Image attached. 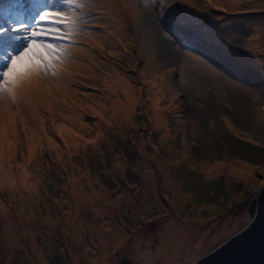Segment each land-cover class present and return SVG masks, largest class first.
<instances>
[{"label": "rangeland", "instance_id": "374dc122", "mask_svg": "<svg viewBox=\"0 0 264 264\" xmlns=\"http://www.w3.org/2000/svg\"><path fill=\"white\" fill-rule=\"evenodd\" d=\"M131 1L96 32L65 0L42 5L70 16L72 37L85 43L63 42L73 50L58 78L31 80L15 104L0 100V180H17L0 188L15 222L4 227L0 206V264H119L126 255L194 264L252 221L264 184V0H158L151 10ZM199 19L226 42L212 63L188 46V24L209 31ZM18 25L0 17L4 60L9 40L25 35L11 31ZM49 151L50 178L51 165L37 172L35 161ZM162 233L189 250L166 260Z\"/></svg>", "mask_w": 264, "mask_h": 264}, {"label": "snow or ice", "instance_id": "6c2138e0", "mask_svg": "<svg viewBox=\"0 0 264 264\" xmlns=\"http://www.w3.org/2000/svg\"><path fill=\"white\" fill-rule=\"evenodd\" d=\"M65 3L71 4L73 0H65ZM35 22L37 27L32 29L24 24L11 29L23 31L25 35L10 39L4 48L7 63L0 71V100L7 97L15 104L18 92L31 80L58 78L67 63L70 48L63 42L73 34L72 18L62 11H41Z\"/></svg>", "mask_w": 264, "mask_h": 264}, {"label": "water", "instance_id": "95a60500", "mask_svg": "<svg viewBox=\"0 0 264 264\" xmlns=\"http://www.w3.org/2000/svg\"><path fill=\"white\" fill-rule=\"evenodd\" d=\"M252 221L194 264H264V184L249 205ZM120 264H143L121 261Z\"/></svg>", "mask_w": 264, "mask_h": 264}, {"label": "bare ground", "instance_id": "6f19581e", "mask_svg": "<svg viewBox=\"0 0 264 264\" xmlns=\"http://www.w3.org/2000/svg\"><path fill=\"white\" fill-rule=\"evenodd\" d=\"M63 5L65 6L66 5V3H63ZM116 21V20H115ZM18 27H20V26H18ZM71 53H72V51H70ZM149 122V121H148ZM146 127L147 128H149L150 127V125L149 124H147L146 125ZM144 134H146V133H144ZM185 152L186 153H188V150L186 149L185 150ZM163 168H166L165 166H163ZM213 172H217V170H214ZM23 176L24 177H27V174L26 173H23ZM7 183H9L12 187H13V182H16L17 183V180L16 179H8L7 181H6ZM2 184H4L1 180H0V186L2 185ZM19 184V183H18ZM20 184H23V183H21L20 182ZM26 184V183H25ZM169 184L170 185H172V181L170 180L169 181ZM31 187L33 188V190H34V187L31 185ZM258 195V194H257ZM27 198H31L30 197V194H29V192H28V194H27ZM31 204H30V202H29V200H25L24 202H23V204H22V206H21V209H19V211H18V216L20 217V218H23V219H25V218H27L28 216L26 215V213H25V208L27 207V206H30ZM0 206H1V208L2 209H8V212H3V221H4V227L6 228V229H11V227H10V225L11 224H14L15 225V222H14V214H13V212L11 211V209H10V207L7 205V204H2L1 202H0ZM23 207V208H22ZM27 213H30L31 214V211H29V212H27ZM213 215V217H214V213L212 214ZM30 228H28V227H26V230L28 231ZM203 229H204V225H202V226H200L198 229H196V232L197 233H201L202 234V231H203ZM218 236L216 235V238H217ZM13 240H15L16 241V243H17V239L13 236V238H12ZM18 239H19V235H18ZM168 239H169V244L167 245V243L165 242V235L162 233L161 235H160V237H159V248L160 249H165V247H167L168 249H169V253H165V255H164V258L167 260V259H172L173 258V256H172V254H176L177 255V257L178 256H182L183 254H184V252H187L189 249L188 248H183L181 245H182V243H183V240H182V238L181 237H177L175 234H172V235H169L168 236ZM0 242H2V243H4V244H6L7 243V241L6 240H4V239H2V238H0ZM33 243H35V244H38L37 242H35V241H33L32 242V244ZM0 245H2V246H4L3 244H1L0 243ZM142 256V255H141Z\"/></svg>", "mask_w": 264, "mask_h": 264}, {"label": "trees", "instance_id": "16d2710c", "mask_svg": "<svg viewBox=\"0 0 264 264\" xmlns=\"http://www.w3.org/2000/svg\"><path fill=\"white\" fill-rule=\"evenodd\" d=\"M221 111V110H220ZM144 132H146L145 131V128H144ZM137 136H138V134H137ZM139 144H140V141L136 144V149H132L131 151H128V152H126L125 154H126V156L128 157V158H130V156H131V154H133V153H135V152H139L138 151V146H139ZM128 145H132V143H129ZM110 150V149H109ZM140 153V152H139ZM52 159H54L53 158V153L51 152V151H49V152H45L42 156H41V153L40 152H38V154L36 155V157H35V161H37L38 163H37V167H38V169H37V172H40V168L41 167H43V166H46L47 164H50L51 165V167L50 168H48V176H49V178L52 176V174L54 175V172H55V166L52 164ZM90 166L91 167H96V166H98V164L97 163H95L94 161H90ZM56 170L57 171H62L63 169H59V168H56ZM100 170H102V169H100ZM50 173H52V174H50ZM8 180V178H4V180H3V183L4 184H2L1 186H0V188L1 187H4V186H11L9 183H7L6 181ZM106 183H108L110 186H115V182L114 181H112V180H109V179H105L104 180ZM60 258H61V254H59V256L57 257V259H58V261L60 260Z\"/></svg>", "mask_w": 264, "mask_h": 264}, {"label": "flooded vegetation", "instance_id": "af4514ba", "mask_svg": "<svg viewBox=\"0 0 264 264\" xmlns=\"http://www.w3.org/2000/svg\"><path fill=\"white\" fill-rule=\"evenodd\" d=\"M125 260L130 261L132 263H143L142 261H137L134 258H131V257L127 256V255L121 261H125ZM121 261H120V263H121ZM143 264H147V263H143Z\"/></svg>", "mask_w": 264, "mask_h": 264}]
</instances>
